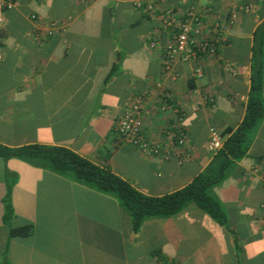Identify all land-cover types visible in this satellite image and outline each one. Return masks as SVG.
Wrapping results in <instances>:
<instances>
[{
	"label": "crops",
	"instance_id": "1",
	"mask_svg": "<svg viewBox=\"0 0 264 264\" xmlns=\"http://www.w3.org/2000/svg\"><path fill=\"white\" fill-rule=\"evenodd\" d=\"M153 4L151 12L130 0H15L12 10L0 8V145L66 148L147 197L188 186L214 157L209 130L234 132L244 119L264 0L202 1L205 38L214 39L219 25L223 40L213 55L178 59L169 72L159 14L182 13L186 1ZM53 23L60 27L44 39L46 46H34V32L45 36ZM152 42L161 48L151 49ZM166 95L187 113L190 160L181 165L144 157L115 131L141 98L143 134L161 140L173 122L170 109H161ZM5 170L18 176L11 226H32L27 238L9 239L2 220ZM214 194L228 228L191 205L171 219L148 220L133 234L116 199L0 159V264L5 258L9 264H264V117L247 157Z\"/></svg>",
	"mask_w": 264,
	"mask_h": 264
},
{
	"label": "trees",
	"instance_id": "2",
	"mask_svg": "<svg viewBox=\"0 0 264 264\" xmlns=\"http://www.w3.org/2000/svg\"><path fill=\"white\" fill-rule=\"evenodd\" d=\"M4 12H8L3 10ZM40 33V32H38ZM47 38V39H45ZM49 36L34 46H42ZM45 39V40H44ZM2 46V45H0ZM43 46H46L44 44ZM264 24L254 33L250 92L243 121L233 132L225 131L223 148L214 155L211 163L182 190L162 197H147L135 190L126 181L113 175L108 169L100 168L74 152L63 148L29 145L8 148L0 145V159L23 162L33 168L44 170L66 178L74 183L116 199L130 219L131 231L138 234L148 220H168L194 205L220 228H228V216L223 204L215 196L214 189L223 184L229 174L237 169V163L247 157L255 133L264 117L263 72H264ZM5 196L3 223L8 227L9 239L27 238L33 233L30 225L13 228L14 216L11 195L18 181L17 174L5 170ZM236 250L239 249L235 246ZM160 259V253H155ZM4 264H9L4 261Z\"/></svg>",
	"mask_w": 264,
	"mask_h": 264
},
{
	"label": "built area",
	"instance_id": "3",
	"mask_svg": "<svg viewBox=\"0 0 264 264\" xmlns=\"http://www.w3.org/2000/svg\"><path fill=\"white\" fill-rule=\"evenodd\" d=\"M135 8L153 11L154 0H130ZM186 8L182 13L166 10L159 14V26L161 31L168 36V43L163 47L165 71L169 72L172 64L178 59H200L204 56L213 55L216 47L221 43V28L214 27L215 38L206 39V11L202 10L200 3L205 0H185ZM15 0H0V8L10 11L14 8ZM58 24H51L44 34L52 36L59 29ZM43 34L34 32L33 39L39 43L45 37ZM151 49L160 47L158 43L152 42ZM161 48V47H160ZM201 77V71H197ZM142 99L136 98L130 108L118 119L115 131L120 140L135 148L141 155L147 158H159L164 161L175 159L179 165L190 160L189 154L184 152L187 148V134L184 128L186 110L177 108L170 95H166L161 107L162 111L169 108L173 115L171 129L161 140L146 138L143 134L142 125L138 118ZM223 148V139L214 129L209 130V144L207 150L216 155ZM183 151V152H180ZM264 221V206L261 207Z\"/></svg>",
	"mask_w": 264,
	"mask_h": 264
}]
</instances>
